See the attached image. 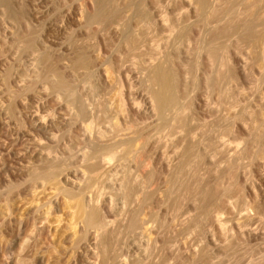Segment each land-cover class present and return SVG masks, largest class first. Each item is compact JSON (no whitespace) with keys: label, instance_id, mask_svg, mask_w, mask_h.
<instances>
[{"label":"rangeland","instance_id":"374dc122","mask_svg":"<svg viewBox=\"0 0 264 264\" xmlns=\"http://www.w3.org/2000/svg\"><path fill=\"white\" fill-rule=\"evenodd\" d=\"M189 1L111 0V17L92 23L96 0H0V264H102L95 228L79 214L94 206L97 222L120 234L109 264H264V23L255 39L224 41L216 88L209 31L224 20L210 23ZM160 61L177 87L164 110L151 100ZM223 137L245 151L241 163L223 158ZM190 148L212 191L206 213L198 196L182 197ZM46 153L65 165L55 181L41 170ZM128 182L151 195L128 199Z\"/></svg>","mask_w":264,"mask_h":264},{"label":"bare ground","instance_id":"6f19581e","mask_svg":"<svg viewBox=\"0 0 264 264\" xmlns=\"http://www.w3.org/2000/svg\"><path fill=\"white\" fill-rule=\"evenodd\" d=\"M188 1V0H187ZM191 1V0H190ZM189 1V2H190ZM211 1L212 0H196V2L198 3H196L195 2V4H197L199 7H198V9H200L199 11L200 12H202L203 10H206V13H205V20H207V18L209 19H211V20H209L210 21V23H211V21H218V23H216V24H219L220 25V23H219V21L221 20L222 22H223V20H224V23L222 24V26H220V29H219V27H218V29L217 28H213L212 30H210L209 32H210V39H209V41H208V43L210 44V50L208 51V53H207V55H208V57H209V60L208 61H210V63L211 64H214V77L212 78V85H214V83H215V85L214 86H216L217 85V83H218V81L220 80L219 79V77L218 76H221V75H219V73L221 72L220 70H221V68H222V61H223V58H222V55L220 56L219 54H220V52H221V46L225 43L224 41H226L227 40V38L229 39V37L230 36H232L233 37V35H241V37H242V39L243 38H246V40L247 39H255V38H257L259 35L256 33L258 30L260 31V32H262L261 30H260V27L259 26H261L260 25V23L262 22V23H264V0H227L228 2L227 3H225V5H221V6H223V7H221L220 6V8H218V5H217V7H215V5H213V2L211 3ZM221 1V0H220ZM96 2H97V11H95V15H92V18H90V20H91V22L92 21H95V22H98L99 21V19L100 20H102L103 18L102 17H104V19H105V16H106V18H108L107 16L108 15H110L111 14V12H112V10H115V9H111V10H109V6L111 5V0L109 1V0H96ZM214 2H216V1H214ZM222 2V1H221ZM220 2V3H221ZM225 2H226V0H225ZM223 4H224V2H222ZM156 4V3H155ZM216 4H217V2H216ZM163 5V4H162ZM196 5V6H197ZM110 8H111V6H110ZM197 8V7H196ZM217 8V9H216ZM158 9V8H157ZM106 11H108L110 14H105L106 13ZM116 11H117V8H116ZM115 11V12H116ZM130 11V10H129ZM197 11V10H196ZM195 11V12H196ZM107 12V13H108ZM178 12V11H177ZM199 12V13H200ZM118 13V12H117ZM114 13H112V16H114L113 15ZM118 15V14H117ZM116 15V16H117ZM204 16V15H203ZM110 17H111V15H110ZM102 18V19H101ZM116 18H118V16L116 17ZM116 18H114V22H115V20H116ZM157 19V18H156ZM165 20V19H164ZM199 20H201V19H199ZM146 21H147V19H146ZM208 21V22H209ZM118 22V21H117ZM207 22V21H206ZM221 22V23H222ZM93 23V22H92ZM100 24H101V22H99ZM120 23V22H119ZM205 23V22H204ZM210 23L208 24V25H210ZM173 24V23H172ZM177 24V23H176ZM95 26V25H94ZM99 26V25H98ZM167 26V25H166ZM173 26V25H172ZM214 26V25H213ZM216 26V25H215ZM168 27V26H167ZM257 27H259V29H257ZM91 28V27H90ZM99 28V27H98ZM144 28V27H143ZM169 28H172V27H169ZM168 28V29H169ZM264 28V27H263ZM140 29V28H139ZM147 29V28H146ZM210 29H211V27H210ZM142 30V29H141ZM93 31V30H92ZM244 31V32H243ZM259 31H258V33H259ZM132 32H133V30H132ZM144 32V31H143ZM174 32V31H173ZM243 32V33H242ZM181 33V32H180ZM169 34V33H168ZM168 34H167V37H168ZM257 34V35H256ZM262 34V33H261ZM170 35V34H169ZM238 35V37H240ZM132 36V35H131ZM138 37V36H137ZM180 37V36H179ZM231 37V38H232ZM154 38V37H153ZM219 38H222V40L220 41V42H218V41H216L217 39H219ZM223 38H226V39H223ZM230 38V39H231ZM236 38V37H235ZM260 38V37H259ZM134 39V38H133ZM184 39V38H183ZM239 38H237V40H238ZM180 40V39H179ZM244 40V39H243ZM151 41H153V40H151ZM158 41V40H157ZM186 41V40H185ZM127 42V41H126ZM238 42H240V41H238ZM238 42H237V44H238ZM132 43V42H131ZM217 43V44H216ZM129 44V43H128ZM142 44H143V42H142ZM166 44V43H165ZM75 45V44H74ZM74 45H72V46H74ZM132 45V44H131ZM239 45V44H238ZM84 46V45H83ZM125 46H127V45H125ZM129 46V45H128ZM134 46V45H133ZM139 46V45H138ZM159 46V45H158ZM165 46V45H164ZM76 48V47H75ZM77 48H78V46H77ZM134 48V47H133ZM129 49V48H128ZM188 49V48H187ZM81 50V49H80ZM157 50V49H156ZM219 50H220V52H219ZM134 51V50H133ZM153 51V50H152ZM223 51V50H222ZM224 52V51H223ZM264 52V51H263ZM156 53V52H155ZM79 54V53H78ZM77 54V55H78ZM81 54V53H80ZM34 55V54H33ZM83 54H81V55H79L78 57H76V65L78 64V65H81V67L83 68L84 67V65H85V61H86V58H84L83 56H82ZM263 55V54H262ZM129 56V55H128ZM153 56V55H152ZM259 56H261V55H259ZM42 57V56H41ZM46 57V56H45ZM45 57H44V59H45ZM131 57V56H130ZM264 57V56H263ZM263 57H261L262 59H264ZM38 58V57H37ZM127 58V57H126ZM261 59V60H262ZM259 60V59H258ZM41 61V60H40ZM49 61V60H48ZM225 61V60H224ZM35 62V61H34ZM45 62V61H44ZM44 62H42V63H44ZM130 62H131V60H130ZM260 62V61H259ZM262 62H264L263 60H262ZM51 63V62H50ZM156 63V62H155ZM163 63H164V61H163ZM161 61L160 62H158L157 64H155V65H153V67H152V76L151 77H153V79H154V82L156 83L155 85H157V88H156V90L154 89V91L153 92H151L152 93V99L151 100H153L154 102H155V105H156V108H161V109H166V108H168V107H170L171 106V104H173V103H171L172 102V100L174 99L173 98V91H175L173 88H175V87H173L174 86V82H173V79H172V77H174L172 74H171V71H173V70H171V71H169L170 69H168L167 67H166V65L165 64H163ZM41 64V63H40ZM45 64H49V63H45ZM52 64V63H51ZM87 64V63H86ZM54 65V64H53ZM137 65V64H136ZM172 65V64H171ZM260 65H262V64H260ZM40 66V65H39ZM86 66V65H85ZM149 66V65H148ZM151 66V65H150ZM76 67H78V66H76ZM80 66H79V68H81ZM212 67V66H211ZM264 67V66H263ZM262 67V68H263ZM46 68L48 69V71H47V69H45L47 72H49V71H51L53 68H51V66L50 65H48V67L46 66ZM86 68V67H85ZM174 69V68H173ZM211 69H213V68H211ZM143 70V69H142ZM55 71V70H54ZM45 73V72H44ZM172 73H174V72H172ZM35 74V73H34ZM221 74V73H220ZM113 75V74H112ZM0 77H2V76H0ZM111 78V77H110ZM145 78H147V77H145ZM174 78H176V77H174ZM222 78V77H221ZM152 79V78H151ZM209 81H210V79H208ZM153 81V80H152ZM208 81V82H209ZM37 82V81H36ZM149 82V81H148ZM220 82V81H219ZM210 83H211V81H210ZM154 84V83H153ZM84 85V84H83ZM207 85V84H206ZM211 85V84H210ZM86 86V85H85ZM117 86V85H116ZM213 86V87H214ZM219 86V85H218ZM221 86V85H220ZM208 87V86H207ZM177 88V87H176ZM216 88H217V86H216ZM220 88V87H219ZM87 89V88H86ZM152 89V88H151ZM70 91V90H69ZM219 91V90H218ZM224 91V90H223ZM2 92V91H1ZM67 92V91H66ZM173 92V93H172ZM70 93V92H69ZM177 93V92H176ZM221 93V92H220ZM149 94V93H148ZM222 94V93H221ZM175 95V94H174ZM67 96H68V92H67ZM179 96V95H178ZM4 97V96H3ZM177 97V95L175 96V98ZM223 97V96H222ZM225 97V96H224ZM7 98V97H6ZM79 99V98H78ZM177 99V98H176ZM178 99H179V97H178ZM175 100V99H174ZM81 101V100H80ZM177 101V100H176ZM175 101V102H176ZM79 102V101H78ZM104 102V101H103ZM10 103H11V101H10ZM81 103V102H80ZM68 104V103H67ZM4 105V104H3ZM74 106V105H73ZM114 107V106H113ZM123 107V106H122ZM80 108H82L83 109V106L82 107H80ZM217 108V107H216ZM82 109H81V111H82ZM154 109V108H153ZM79 110V109H78ZM88 110V109H87ZM94 110V109H93ZM77 111V110H76ZM84 111H85V109H84ZM78 112H80V111H78ZM86 113V112H85ZM215 113V112H214ZM88 114V113H87ZM97 114V113H96ZM103 114V113H102ZM83 115V114H82ZM86 115V114H85ZM94 115V114H93ZM10 116V115H9ZM84 116V115H83ZM189 116V115H188ZM104 117V116H103ZM111 118V117H110ZM179 119V118H178ZM181 120H182V118H181ZM183 121H184V119H183ZM193 122V121H192ZM174 124H176V123H174ZM203 125V124H202ZM171 126V125H170ZM180 126V125H179ZM190 126V125H189ZM194 126V125H193ZM193 126H191V128L193 127ZM201 126V125H200ZM206 126V125H205ZM181 127V126H180ZM185 127H186V125H185ZM83 128V127H82ZM86 128V127H85ZM121 128V127H120ZM182 128V127H181ZM250 128H251V130H252V132H253V130H254V132L252 133L253 135L252 136H256V134H257V128H256V126H250ZM114 129V128H113ZM185 129V128H184ZM87 130V129H86ZM119 130V129H118ZM195 130V129H194ZM91 131V130H90ZM123 131V130H122ZM185 131V130H184ZM190 131V130H189ZM94 132V131H93ZM116 132H117V130H116ZM126 132V131H125ZM186 132V131H185ZM188 132V131H187ZM250 132V131H249ZM91 133V132H90ZM133 133V132H132ZM191 133V132H190ZM190 133H188V136H189V134ZM201 133V132H200ZM105 134V133H104ZM114 134V133H113ZM184 134V133H183ZM220 136V135H219ZM170 137V136H169ZM189 137H191V135L189 136ZM224 138L225 137H223V139L220 141V139L218 140V142H217V144H219V147L220 148H222V153H223V158H225V160H229V161H232L233 162V164L235 165L236 163H239L240 162V160L242 159V158H244L243 157V154L245 153V151H242V150H239V145L237 144L236 145V143H227V142H225V141H223L224 140ZM86 139V138H85ZM95 139V138H94ZM192 139H194V138H192ZM253 139H254V137H253ZM82 140V139H81ZM124 140V139H123ZM130 140V139H129ZM131 140H133V139H131ZM226 140V139H225ZM85 141V140H84ZM130 142V141H129ZM157 142H158V140H157ZM190 142V141H189ZM193 142V141H192ZM197 142V141H196ZM253 142V141H252ZM255 142V141H254ZM113 143V142H112ZM125 143V142H124ZM131 143V142H130ZM186 143V142H185ZM187 143H188V140H187ZM107 144V143H106ZM117 144V143H116ZM196 144V143H195ZM216 144V143H215ZM254 144V143H253ZM98 145V144H97ZM110 145H112V144H110ZM109 145V146H110ZM140 145V144H139ZM167 145V144H166ZM189 145V144H188ZM187 145V146H188ZM191 145V144H190ZM206 145H208V144H206ZM108 146V147H109ZM132 146V145H131ZM155 146V145H154ZM185 146V145H184ZM193 146V145H192ZM108 147H107V149H108ZM117 146H115V148H116ZM99 148V147H98ZM102 148V147H101ZM110 148H111V146H110ZM114 148V147H113ZM112 148V149H113ZM143 148V147H142ZM155 148V147H154ZM188 148V147H187ZM194 148V147H193ZM192 148V149H193ZM212 148V147H211ZM103 149H104V147H103ZM106 149V148H105ZM105 149H104V151H105ZM135 150V149H134ZM191 150V148L189 149V151ZM215 150V149H214ZM221 150V149H220ZM219 150V151H220ZM244 150V149H243ZM80 151H82V150H80ZM99 151V150H98ZM101 151V150H100ZM109 151V150H108ZM112 151V150H111ZM141 151V150H140ZM140 151H137V153L138 152H140ZM193 151H197V150H193ZM193 151L191 152H189L188 153V150H187V153H188V157H187V160L185 161V163H187V165H189L190 166V168L192 169L191 170V172H189L191 175L189 176V173L187 172V176H188V178H187V180H188V183H186V185H184V193H182L181 191H178V190H175V193H177V192H179V193H182L183 194V196L182 197H184V194L185 195H187V196H189V197H191L190 195H193L194 194V196H198V198H199V200L201 201V204H200V208H199V211H200V213H202L203 211H205V208H207V206H208V201H209V199L211 198V196H212V191H211V189H208V187H207V185H205V184H208L207 182L204 184V183H202V179L204 178V176H203V178H202V174L203 173H199V172H201L202 171V169H204L205 167H203L202 166V164H200V160L198 161V160H194L195 158L193 157V160H192V158H191V156H193L192 155V153H193ZM218 151V150H217ZM46 152V151H45ZM107 152V151H106ZM115 152V151H114ZM146 152V151H145ZM144 152V153H145ZM185 152H186V150H185ZM51 153V152H50ZM50 153L49 154H47V158H50L51 159V157L52 156H50L49 157V155H50ZM89 153V152H88ZM101 153H103V152H101ZM135 153V152H134ZM164 153V152H163ZM215 153V152H214ZM97 154V153H96ZM141 154V153H140ZM140 154H135V156H132L133 157V159L135 160V162L134 163H136V165H137V168H138V171L140 170L142 173H144V175H146L145 173H147V169H146V160H143L145 157H143L142 158V155H140ZM183 154V153H182ZM206 154V153H205ZM213 154V153H212ZM109 155V154H108ZM144 155V154H143ZM185 155V154H184ZM220 155V154H219ZM101 156V155H100ZM183 156V155H182ZM195 156V155H194ZM203 156V155H202ZM245 156H246V153H245ZM84 157V156H83ZM87 157V156H86ZM89 157V156H88ZM206 157V156H205ZM214 157V156H213ZM219 157V156H218ZM221 157V156H220ZM46 158V159H47ZM57 158V157H56ZM55 157H54V159H56ZM75 158V157H74ZM112 158V157H111ZM114 158V157H113ZM50 159H47V160H45V161H48L49 160V162H45L44 163V165L45 166H42L43 168L41 169L42 170V172H45V174H43L44 176H47V174H48V176H49V174H51V176L50 177H52V180H54V175H56L57 174V172L60 170H64V169H61L62 167H59L60 169L58 170V171H54V170H57V165L59 164V163H57L56 164V162H55V160H50ZM69 159H71V158H69ZM81 159V158H80ZM87 159V158H86ZM186 159V158H185ZM184 159V160H185ZM198 159V158H197ZM181 160V159H180ZM214 160V159H213ZM97 161V160H96ZM243 161V160H242ZM69 162V161H68ZM82 162V161H81ZM103 162H104V160H103ZM184 162V161H183ZM182 162V163H183ZM202 162V161H201ZM216 162H218V161H215V163ZM90 163V162H89ZM88 163V165H90L89 166V168H90V170H92L91 168H94V167H96V165L98 164H89ZM96 163V162H95ZM108 163V162H107ZM227 163V162H226ZM241 163V162H240ZM60 165V164H59ZM58 165V166H59ZM61 165L63 166L64 164H63V162L61 163ZM60 165V166H61ZM102 165V164H101ZM120 165V164H119ZM182 165H184V164H181V167H182ZM224 165L226 166V164L224 163ZM65 166V165H64ZM99 166V165H98ZM175 166V165H174ZM178 166H179V164H178ZM184 166H186V165H184ZM199 166H202V167H199ZM210 166V165H209ZM67 167V166H66ZM79 167H80V165H79ZM84 167V166H83ZM86 167V166H85ZM88 167V166H87ZM136 167V166H135ZM177 167V166H176ZM211 167H213L212 165H211ZM219 167V166H218ZM231 167V166H230ZM237 167V166H236ZM185 168H187L188 169V167L186 166ZM201 170H200V169ZM198 169H199V171H198ZM221 169V168H220ZM224 169V168H223ZM69 170V169H68ZM80 170V169H79ZM98 170V169H97ZM174 170V169H173ZM205 170V169H204ZM203 170V171H204ZM209 170V169H208ZM59 171V172H60ZM78 171V170H77ZM93 171V170H92ZM175 171V170H174ZM210 171V170H209ZM214 171V170H213ZM233 171H235L234 169H233ZM42 172L40 173V172H38V173H40L39 175L40 176H43V175H41L42 174ZM58 172V173H59ZM96 172V171H95ZM107 172V171H106ZM136 172V171H135ZM134 172V173H135ZM183 172V171H182ZM185 172V171H184ZM211 172V171H210ZM62 173V172H61ZM93 173H94V171H93ZM132 173V172H131ZM137 173V172H136ZM176 173H177V171H176ZM186 173V172H185ZM37 174V173H36ZM96 174V173H95ZM104 174V173H103ZM133 174V173H132ZM208 174H210V173H208ZM39 175H37V176H39ZM134 175V174H133ZM148 175V174H147ZM186 175V174H185ZM204 175V174H203ZM232 175V174H231ZM36 176V175H35ZM43 176V177H44ZM95 176V175H94ZM107 176V175H106ZM118 176V175H117ZM182 176H184V175H182ZM233 176V175H232ZM138 177V176H137ZM145 177V176H144ZM30 178H32V177H30ZM45 178V177H44ZM182 178H184V177H182ZM128 179H129V177H128ZM146 179V178H145ZM36 180H39V179H36ZM40 180H41V177H40ZM56 180V179H55ZM54 180V181H55ZM80 180V179H79ZM96 180V179H95ZM131 180V179H130ZM186 180V181H187ZM90 181V180H89ZM97 181V180H96ZM95 181V182H96ZM128 181V180H127ZM133 181V180H132ZM144 181V180H143ZM180 181V180H179ZM37 182V181H36ZM39 182V181H38ZM57 182V181H56ZM135 182V181H134ZM221 182V181H220ZM84 183V182H83ZM106 183H107V181H106ZM130 182H128V186H126L127 187V189H126V196L128 197V199L130 198V199H132V198H134V201H135V199L137 200V201H139V203L140 202H142V200H143V196H145V195H147L148 194V192L146 193L145 192V188L142 186H140V188H138L139 190H138V192H137V187L134 185L133 186V184H129ZM147 183V182H146ZM181 184L183 183L182 182V180H181V182H180ZM38 184V183H37ZM183 184H185V183H183ZM96 185V184H95ZM130 185V186H129ZM57 186V185H56ZM55 186V187H56ZM180 186H182V185H180ZM209 186V185H208ZM222 186V185H221ZM224 186V185H223ZM84 187V186H83ZM125 187V186H124ZM139 187V186H138ZM147 188V187H146ZM176 188V187H175ZM181 188H183V187H181ZM16 189V188H15ZM58 189V188H57ZM93 189H95L96 190V188H93ZM104 189V188H103ZM114 189V188H113ZM120 189V188H119ZM125 189V188H124ZM111 190V189H110ZM180 190V189H179ZM104 191V190H103ZM118 191V190H117ZM116 191V192H117ZM147 191V190H146ZM150 191V190H149ZM177 191V192H176ZM151 193V192H150ZM149 193V194H150ZM148 194V195H149ZM74 195V194H73ZM151 195V194H150ZM181 195V194H180ZM52 196V195H51ZM100 196V195H99ZM123 196V195H122ZM194 196H193V198H194ZM147 197V196H146ZM189 197H185L186 199L187 198H189ZM145 198V197H144ZM174 198H176V197H174ZM178 198H180V200H182L181 199V197H178ZM192 198V199H193ZM96 199V198H95ZM125 199H126V197H125ZM124 199V200H125ZM139 199H142L141 201L139 200ZM171 199V198H170ZM173 199V198H172ZM145 200V199H144ZM176 200V199H175ZM174 200V201H175ZM179 200V199H178ZM179 200V201H180ZM116 201V200H115ZM148 200H146V201H144V202H146V203H148L147 202ZM173 201V200H172ZM172 202V203H175V202ZM183 201V200H182ZM129 202V201H128ZM131 202H133V200L131 201ZM130 202V203H131ZM150 202V201H149ZM71 203V202H70ZM146 203H144V205H146ZM182 203V202H181ZM175 204H178L179 205V202L178 203H175ZM128 205V204H127ZM151 205V204H150ZM199 205V204H198ZM86 206V205H85ZM142 206V205H141ZM177 206V205H176ZM88 207V206H87ZM127 208V207H126ZM172 208V207H171ZM177 208H178V206H177ZM197 208V207H196ZM83 209V208H82ZM120 209V208H119ZM170 209V208H169ZM84 210V209H83ZM183 210V209H182ZM207 210V209H206ZM122 211V210H121ZM133 211V210H132ZM124 212V211H123ZM136 211H134V213H135ZM177 212H179V211H177ZM128 213V212H127ZM134 213H132L133 215H134ZM141 213V212H140ZM205 213H206V211H205ZM79 214H80V216H82L81 218L83 219V222H84V225H85V227L86 228H95V240H97V241H95V242H97L98 243V245L99 246H101V248L98 246V248H100L101 249V254H102V264H109V262H111L112 261V259H114V258H112L111 259V261L109 260L110 259V257L112 256L113 257V255L114 254H112L113 253V249H114V246H112V245H114L113 243H115V241H117L118 240V236H117V234L116 233H118L119 234V231L117 232V227H116V229H106L105 228V223L104 224H102V223H99V222H97L98 221V212H97V210L95 209V206L94 207H92V208H90L88 211H81V213L79 212ZM126 214V213H125ZM133 215H132V217H133ZM153 215V214H152ZM203 215H204V213H203ZM202 215V216H203ZM243 215V218L245 217V219L244 220H246V217H248L247 215H246V213L245 214H242ZM117 216V215H116ZM131 216V215H130ZM179 216V215H178ZM177 216V217H178ZM118 217V216H117ZM123 217V216H122ZM125 217V216H124ZM136 217H137V215H136ZM188 217V216H187ZM198 217V216H197ZM200 217V216H199ZM138 218V217H137ZM195 218V217H194ZM221 218V217H220ZM243 218H241V219H243ZM259 218V217H258ZM77 219V218H76ZM132 219V218H131ZM136 219V218H135ZM134 219V220H135ZM187 219V218H186ZM185 219V220H186ZM249 219V218H248ZM177 220V219H176ZM216 220L218 221V222H221V220L219 221V218H218V216H216ZM255 220H257L256 222L258 223V221H260V220H258L257 218L255 219ZM112 221V220H111ZM118 221V220H117ZM133 221V220H132ZM189 221V220H188ZM217 221H215V222H217ZM247 221V220H246ZM250 221V220H249ZM248 221V223H251L252 221H250L249 222ZM102 222H104V221H102ZM134 222V221H133ZM133 222H131L132 224H134ZM137 222V221H136ZM145 222V221H144ZM172 222V221H171ZM178 222V221H177ZM196 222V221H195ZM240 222H242V221H240ZM263 222V221H262ZM190 223V222H189ZM192 223V222H191ZM190 223V224H191ZM245 223V222H244ZM129 224V223H128ZM186 224V223H185ZM129 225H131V224H129ZM181 225V224H180ZM220 225H221V223H220ZM247 225V224H246ZM260 225V224H259ZM148 226H150V225H148ZM147 226V227H148ZM184 226V225H183ZM186 227H188V226H190V225H185ZM185 226H184V228H185ZM113 227V226H112ZM133 227H135V225H133ZM261 227V226H260ZM114 228V227H113ZM130 228H132V226H130ZM178 228V227H177ZM192 228V227H191ZM221 228L224 230V227L223 226H221ZM137 229V228H136ZM119 230V229H118ZM92 231V230H91ZM115 231H116V233H115ZM130 232V231H129ZM222 232V231H221ZM264 232V231H263ZM222 233H224V231L222 232ZM140 234V233H139ZM169 234V233H168ZM120 235V234H119ZM118 237V238H117ZM93 238V239H94ZM125 238V237H124ZM170 238V237H169ZM172 239V238H171ZM170 239V240H171ZM164 241V240H163ZM264 241V240H263ZM226 242V241H225ZM95 244V243H94ZM158 244V243H157ZM118 245V244H117ZM167 245V244H166ZM231 246V245H230ZM237 246V245H236ZM111 247L113 248V249H111ZM234 247V246H233ZM242 247V246H241ZM175 248V247H174ZM236 248V247H235ZM247 248V247H246ZM99 249V250H100ZM170 249V248H169ZM119 250V249H118ZM154 250V249H153ZM204 250V249H203ZM225 250H226V248H225ZM241 250H242V248H241ZM244 250V249H243ZM261 250V249H260ZM236 251V250H235ZM240 251V250H239ZM244 251H247V250H244ZM243 251V252H244ZM157 252V251H156ZM242 252V251H241ZM240 252V253H241ZM243 252H242V254H243ZM159 253V252H158ZM203 253H205V252H203ZM226 253H227V251H226ZM230 253H232V252H230ZM246 253V252H245ZM261 253V252H260ZM112 254V255H111ZM201 254V253H200ZM238 254V253H237ZM237 254H235V256L234 257H236V255ZM255 254V253H254ZM254 254H252L253 256H254ZM263 254V253H262ZM111 255V256H110ZM232 255V254H231ZM160 256V255H159ZM201 256H203V255H201ZM205 256V255H204ZM245 256V255H244ZM256 256V255H255ZM260 256V255H259ZM264 257V256H263ZM203 258V257H202ZM210 258V257H209ZM209 258H206V259H209ZM213 258V257H212ZM220 258V257H219ZM253 258V257H252ZM254 258H256V257H254ZM144 259H145V257H144ZM157 259V258H156ZM205 259V258H204ZM244 259V258H243ZM262 260H263V258H261ZM261 259H259V260H261ZM202 260V259H201ZM230 260V259H229ZM239 260H242V258L241 259H239ZM252 260V259H251ZM250 260V262H252ZM258 260V261H259ZM261 260V261H262ZM153 261H154V259H153ZM164 261V260H163ZM213 261H214V259H213ZM228 261V260H227ZM234 261V260H233ZM254 261V260H253ZM141 262V261H140ZM149 262V261H148ZM148 262H147V264H148ZM151 262L152 261H150V264H151ZM212 262V261H211ZM223 262V261H222ZM231 262V261H230ZM239 262V261H238ZM241 262H243V261H241ZM246 262H248V263H246ZM245 262V264H250L249 263V261H246ZM142 263V262H141ZM163 263V262H162ZM161 263V264H162ZM164 263H165V261H164ZM210 263V262H209ZM209 263H207V264H209ZM213 263V262H212ZM260 263V262H259ZM258 263V264H259ZM111 264V263H110ZM152 264H156L155 262H153ZM222 264V263H221ZM230 264H232V263H230ZM236 264V263H235ZM252 264V263H251ZM254 264V263H253ZM263 264V263H262Z\"/></svg>","mask_w":264,"mask_h":264}]
</instances>
